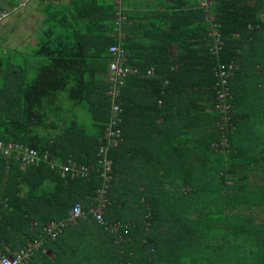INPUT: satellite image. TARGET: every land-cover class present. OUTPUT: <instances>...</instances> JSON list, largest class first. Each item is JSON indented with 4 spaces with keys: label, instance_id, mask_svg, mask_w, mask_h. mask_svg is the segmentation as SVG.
<instances>
[{
    "label": "trees",
    "instance_id": "1",
    "mask_svg": "<svg viewBox=\"0 0 264 264\" xmlns=\"http://www.w3.org/2000/svg\"><path fill=\"white\" fill-rule=\"evenodd\" d=\"M73 7L66 24L49 8L39 54L47 64L26 87L20 115L0 108V141L92 170L84 178H62L49 162L23 169L11 158L0 189V250L13 254L6 244L16 253L76 203L86 211L92 206L103 184L99 150L112 119L110 49L121 45L129 64L143 71L123 88L124 140L109 151L106 222L80 220L26 264H264V223L254 224L257 213H249L260 198L253 195L242 211L228 182L233 149L225 155L214 149L223 118L216 109V68L231 61L242 67L244 52L264 42V0H214L209 14L222 34L220 54L213 52L214 23L200 0L172 5L167 25L157 27L156 48L142 53L143 47L133 48L130 38L116 33L115 0H75ZM62 44L70 46L68 53ZM63 61L70 71L58 66ZM235 80L231 118L237 129ZM59 94L82 115L53 116Z\"/></svg>",
    "mask_w": 264,
    "mask_h": 264
},
{
    "label": "crops",
    "instance_id": "2",
    "mask_svg": "<svg viewBox=\"0 0 264 264\" xmlns=\"http://www.w3.org/2000/svg\"><path fill=\"white\" fill-rule=\"evenodd\" d=\"M20 1L0 0V15ZM124 1L129 23L123 38L125 40L127 37L130 38L133 48L135 45L137 48L143 47L144 49H139L142 53L148 48L150 52L156 48L157 27L167 25L166 15L172 11V5L183 4L187 0ZM74 3L75 0H32L26 7L0 23V108L6 109L5 114L18 116L23 112L25 89L36 80L40 70L47 64L46 57L39 54L47 30L49 8L56 12L57 20L66 24L73 18L71 11ZM261 18L264 20V14ZM62 47L63 53L70 48L66 44H62ZM243 55L242 67L236 63L235 73L233 72L238 87L237 129L231 135L233 174H230L228 182L230 189L238 196L233 200L243 206L241 208L243 212L247 206L244 202L251 201L253 195L260 198L249 208V213H257L256 221L253 222L257 225L264 223V42L261 41L257 47L248 49ZM64 61L58 66H65ZM65 67L70 71L71 67L68 65ZM55 78L59 81L60 75L57 74ZM53 100V116L57 118L77 116L76 107L65 95L59 94L57 98L53 96ZM11 158H14L23 169L31 167L16 156L5 157L0 153V189L6 184ZM233 190L230 192L233 193ZM1 200L0 192V203ZM5 248L7 251L15 252L6 244ZM45 252L53 254L52 249H45Z\"/></svg>",
    "mask_w": 264,
    "mask_h": 264
},
{
    "label": "built area",
    "instance_id": "3",
    "mask_svg": "<svg viewBox=\"0 0 264 264\" xmlns=\"http://www.w3.org/2000/svg\"><path fill=\"white\" fill-rule=\"evenodd\" d=\"M32 0H21L17 5L12 6L10 10L4 11L0 15V23L3 22L10 15L18 12L24 8ZM117 7V16L115 20V30L121 38L125 35V29L129 23V17L126 12L125 1L115 0ZM214 0H200V6L205 8L206 13L209 14L211 5ZM210 15V14H209ZM211 16V15H210ZM213 18L212 35L215 37L216 45L213 52L220 54L223 49L222 34L216 29V18ZM112 54V62L109 67L108 79L110 82L109 94L112 98V119L107 129V144L102 146L99 150L98 164L100 165L101 176L103 178L102 187L98 190L97 195L92 198V206L88 211L81 203H76L68 212V215L58 221H52L44 228V233L38 239H31L20 248L16 253L4 254L0 250V264H26L29 259L41 249L47 240H56L60 234L69 226L79 222L80 220L95 219L100 223H105V209L108 205V191L112 183V163L109 159V151L113 147H117L124 140L123 129L121 128L124 119L121 102L123 99V88L127 84L131 76L142 74V69L138 65L129 64V56L127 51L121 46H112L110 49ZM237 64L235 61L230 63L221 62L216 68L217 74V101L216 109L223 115L222 121L219 122L220 132L222 134L221 140L214 144V149L220 154H229L232 151L230 135L236 130V126L232 121L231 113L233 111L232 101L234 94L231 88V80L233 72ZM149 73H153L150 70ZM0 153L5 157L16 156L26 165L39 166L44 162H49L51 167L62 178L76 179L84 178L90 175L91 166L79 163L70 159L68 162H59L50 159L49 153L41 154L35 148H29L23 144H5L0 141ZM110 229L114 232H120V225L111 224ZM122 238V235H120Z\"/></svg>",
    "mask_w": 264,
    "mask_h": 264
},
{
    "label": "rangeland",
    "instance_id": "4",
    "mask_svg": "<svg viewBox=\"0 0 264 264\" xmlns=\"http://www.w3.org/2000/svg\"><path fill=\"white\" fill-rule=\"evenodd\" d=\"M206 15L209 16L208 18H209L210 21H213L212 16H210L208 13H206ZM80 110H81V109H77V116L82 115V114L79 113V112H81ZM105 221H106V220H105ZM67 229H71V228L69 227V228H67ZM49 253H51V252H49ZM52 255H53V254H52Z\"/></svg>",
    "mask_w": 264,
    "mask_h": 264
},
{
    "label": "clouds",
    "instance_id": "5",
    "mask_svg": "<svg viewBox=\"0 0 264 264\" xmlns=\"http://www.w3.org/2000/svg\"><path fill=\"white\" fill-rule=\"evenodd\" d=\"M74 225V224H73ZM44 233V232H43Z\"/></svg>",
    "mask_w": 264,
    "mask_h": 264
}]
</instances>
